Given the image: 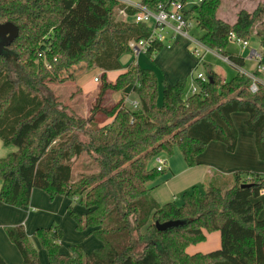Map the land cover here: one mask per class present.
<instances>
[{
    "label": "trees",
    "instance_id": "obj_1",
    "mask_svg": "<svg viewBox=\"0 0 264 264\" xmlns=\"http://www.w3.org/2000/svg\"><path fill=\"white\" fill-rule=\"evenodd\" d=\"M169 1L142 4L154 11ZM190 1L196 4L187 16L204 32L200 41L238 67L245 59L227 50L231 34L249 42L257 32L264 47V5L240 11L232 25L218 18L223 0H182ZM124 8L118 0H0V24L19 28L13 43L0 47V140L17 148L0 158V201L26 207L40 189L86 208L85 214L71 213L76 228L93 229L102 248L86 254L74 244L62 254L63 230L38 229L46 264H264V218L259 219L264 205L255 201L264 196V174L238 171L222 187L213 182L204 192L195 187L183 194L182 205L161 206L150 187L163 175L150 163L173 155L175 148L189 167L211 142L234 152L235 113L249 115L245 124L264 162V86L252 93V80L242 72L225 81L205 65L207 80L196 79L197 93L186 95V80L165 82L158 104L156 73L121 62L132 41L150 36L147 25L134 21L136 9L126 8L127 17L117 18ZM162 49L158 43L148 54ZM81 63V72L102 71L100 98L88 118L60 105L47 86L76 81L80 73L71 71ZM120 70L116 82L108 80V72ZM116 92L122 98L109 106L106 100ZM132 94L138 109L126 105ZM75 165L82 170L78 178ZM173 220L185 224L167 231L156 227ZM6 232L24 264H42L24 226ZM206 232H220V249L189 254L187 248L205 241ZM0 264L8 263L0 256Z\"/></svg>",
    "mask_w": 264,
    "mask_h": 264
},
{
    "label": "crops",
    "instance_id": "obj_2",
    "mask_svg": "<svg viewBox=\"0 0 264 264\" xmlns=\"http://www.w3.org/2000/svg\"><path fill=\"white\" fill-rule=\"evenodd\" d=\"M125 1L136 3L139 0ZM225 2L227 3L228 11L225 12L223 21L232 25L237 21L238 13L240 11L244 10L252 13L259 6L264 5V0H223V3ZM198 38H201V36ZM251 41H257L256 43L261 45V39L258 36L257 32H255L253 38L249 41L247 47H244L240 44L239 45L246 49H251V51L256 50L258 54L261 55L262 62L264 63L263 50L261 46L259 48L256 43L255 46L251 43ZM178 43H180L178 37H176L173 41L171 39L170 47L163 45V49L160 51V53H158V56L156 58L161 68H164L166 73L169 72L168 68L170 69L171 73L169 75V83L173 82V84L179 80H184L189 73V70L192 68L193 63L195 64L191 54H188L184 50L183 46H177ZM220 56L224 58L222 55ZM239 56L243 57V55ZM171 58L172 60H175V63H172L171 67H169L168 65H166V62L171 60ZM243 58L245 59L246 65L247 59L245 57ZM123 66L126 67L128 65L123 64ZM234 68L240 71L239 68ZM251 71L255 74L259 72L260 75L257 76L264 79V73H261L258 70V62L255 68ZM119 72L122 73L124 72V70H120ZM110 99L113 100V94L110 95ZM118 101H120V99L113 102L117 103ZM134 102H138V99ZM248 118L249 115L244 120V123H246ZM253 136L255 141V135L253 134ZM250 137L251 136H249L248 140L245 143L241 142V139H239L237 148L234 152H229L226 145L221 142H211L205 152H203L198 157V164L194 167H189L187 165L182 153L178 148H175V151L171 156L162 154L161 156L166 159L167 164L163 170L162 177L150 186L152 189V195L162 206L167 203L173 202V200L176 199L177 195L192 191L195 187H198L200 189V187L204 185L207 188L208 183L212 182L221 186L225 184L226 181H232L231 175H229V173L241 168H245V166H247V161H252L253 164L256 163V161L254 160L256 159V157H258L256 143L254 144V141H252V137L251 139ZM156 166L157 163L154 159L150 163V167L152 168ZM58 205L61 206L60 210L57 209ZM71 207V202L69 200L60 199V196L52 199L47 193L40 189H35L33 191L30 205L26 207L17 208L6 205L0 201V256L8 264H24L21 253L19 252L17 247L10 241L6 232L7 228L19 225L24 226L32 242V238L38 240L41 248L42 246L40 244V241L35 235L36 231L38 229H47L53 225H56L60 227L64 233L63 239L60 242V252L62 254H68L70 246L74 244L81 245L86 254H91L94 250L101 249L103 243L95 235L92 234L93 229L88 228L77 232V225L75 223L72 224L71 222H68L70 216L69 209ZM86 211L87 210L85 208L84 212H82L81 214H85ZM64 225H68L69 229H66ZM74 229L76 232L74 231ZM33 244L35 245L34 242ZM203 245L205 246H196L195 248H193V252L190 251L189 246L187 248V252L191 255L197 253L206 254L220 249V232H206V240ZM35 247L37 248L36 245ZM42 250L45 251L43 248ZM38 253L41 263L46 264L48 262L47 252L45 251L47 257L46 262L42 261L43 259L39 250Z\"/></svg>",
    "mask_w": 264,
    "mask_h": 264
},
{
    "label": "rangeland",
    "instance_id": "obj_3",
    "mask_svg": "<svg viewBox=\"0 0 264 264\" xmlns=\"http://www.w3.org/2000/svg\"><path fill=\"white\" fill-rule=\"evenodd\" d=\"M227 3H223L220 11L218 13V18L221 20H224V14L225 12H227ZM117 18H123L120 17L117 11ZM191 33L196 37H200L204 34V32L202 30H200L197 26H195L192 30ZM178 40H180V43L177 44V46L181 47L183 46L184 50L189 54H191V56L193 57V60L195 62V64L193 63L192 68L189 70V73L187 74L186 78L184 80H186L187 86H186V95L189 96L190 95V90L192 87V84L195 83L196 84V77L198 74L202 73L206 76L207 74V70L205 65H212V68L217 71L220 76L222 77L223 80L225 81H229L232 80L238 73L239 71L237 69H235L232 65H230L229 63H227L220 55L215 54L212 51L207 52L204 55V62L205 63H200L198 62L197 58L194 56V54L192 53L191 49L193 48V46L190 44L189 41L183 39L182 37H178ZM257 41H251V43L253 45H255ZM257 44V43H256ZM260 48L261 45L257 44ZM256 46V45H255ZM263 50V58H264V47H262ZM228 51L231 53H234L236 55H243V57H245L247 59V63L244 67H241L242 71L245 72H250L253 73L251 70H253L257 64V62L251 58V49H246L242 46H240L239 44L235 43V42H230L229 46H228ZM158 53L160 52H154L151 54H148L146 52H142L139 55H135L133 52H129L127 54H125L121 61L123 62L124 65H129L131 63H134L144 69H151L153 70L157 77H158V83H159V97H158V104L162 103L163 100V88H164V83L168 82L169 83V78H170V69L168 68V73L165 72L164 68H161L160 64L158 63V60L156 59L158 56ZM45 61V67L47 69H50L51 67H49V62L47 60V58H44ZM175 63V60H169L166 62V65H168L169 67H171V64ZM84 63H81L80 65H75L74 69H72L71 72H79L80 75L78 77V79L76 81H68L66 83H48L47 86L49 88V90H51L54 94L55 97H57V99L60 102V105L62 106H66L68 109H70L71 111H74L75 113H77L80 116H84L85 118H88L90 116V111L92 110V105H94L97 100L100 98V88L101 85L103 83V79H102V71L98 68H92L86 71H82L81 72V68H83ZM121 75V72L119 71H114V72H109L107 73V78L109 81L112 82H116V80L118 79V77ZM168 77V78H167ZM95 78H99L101 79V81H99L98 83L95 82ZM170 84H173V82H170ZM175 84V83H174ZM197 85V84H196ZM45 91V90H44ZM43 93V92H42ZM135 94H132L131 96H129V99L126 100V105L130 108H133V103L135 100L137 101L138 97ZM122 98V94L120 92H116L113 93V100H106L107 104H112L113 101L116 100H121ZM132 103V104H131ZM248 115L245 113H235L233 115V122L234 125L238 131V136L239 139H241V142L245 143L249 136L252 137V141H254V136L253 134H251L248 130L247 127L244 123V120L246 119ZM250 137V139H251ZM239 141V140H238ZM255 144V141H254ZM17 150V148L15 146H9L6 147L3 145L2 141L0 140V158H4L7 155H9L10 153H13ZM256 161V163L253 164L252 161H247L245 168H241L238 170H235L231 173H229V175H232L235 172L238 171H242V172H255V173H260V174H264V162L261 161L258 157H256V159H254ZM81 168H78L77 165L74 166V174L75 177L78 178V174L81 173ZM222 187V186H221ZM200 190L202 192H204L206 190V187L203 185L200 187ZM60 199H66L69 200L71 202V206L74 208H70V216L68 219V222H71L72 224H76L75 220L73 219L71 213L72 212H76L78 214H81L82 212H84L85 207L78 205L75 203V200L70 199L68 197H63L60 196ZM255 199H253L254 201ZM255 201H261L263 202L264 205V196H261L258 200ZM173 202L177 203L178 205H181L183 203V194L177 195L176 199L173 200ZM61 206H57V209L60 210ZM65 209V207H64ZM264 218V209L261 212L259 219H263ZM55 223V222H54ZM77 225V224H76ZM56 226V225H55ZM64 227H66V229H69L68 225H64ZM75 231V229H74ZM77 232H80L82 230H77ZM75 231V232H76ZM33 242L35 243V245L37 246V249L40 251L41 256H42V261L46 262V253L45 251L42 250V248L40 247L38 240L37 239H33ZM203 243H205V241L197 243V244H192L190 245V251L193 252V248H195L196 246H205L203 245ZM61 245V243H60ZM70 250V249H69Z\"/></svg>",
    "mask_w": 264,
    "mask_h": 264
},
{
    "label": "built area",
    "instance_id": "obj_4",
    "mask_svg": "<svg viewBox=\"0 0 264 264\" xmlns=\"http://www.w3.org/2000/svg\"><path fill=\"white\" fill-rule=\"evenodd\" d=\"M123 3L126 8H134L137 10V14L134 16V21L136 23L147 25L150 29V36L147 39L140 41H132L129 44L131 52L135 55H139L142 52L148 53L152 48L155 49V45L162 43L164 46L170 47V40L172 41L176 37H182L183 39L190 42L193 46L191 49L194 56L197 58L199 64L204 62V55L212 51L215 54L220 55L218 52L208 48L201 41L200 38H196L191 30L197 26V22L193 18H189L188 12L196 4L194 1L182 2V0H170L166 4H160L157 10H151L147 6L142 4V0L136 3L128 2L125 0H118ZM126 8L118 9V14L120 17L126 18ZM230 40L236 42L244 47L248 46L247 41L241 40L235 34H231ZM251 58L258 62V70L264 73V63L262 62V57L256 50L251 51ZM230 65L239 68L240 72L251 78L252 83L250 86V91L252 93H257L260 86H264V79L257 76L255 73L242 71L235 63L230 61L228 58H223ZM196 79L206 81L207 77L200 73L197 75ZM195 79V80H196ZM99 78H95V82H99ZM198 92L197 85L192 84L190 95ZM133 108L138 109L139 102H132ZM157 163V170L163 171L167 161L161 155L155 158Z\"/></svg>",
    "mask_w": 264,
    "mask_h": 264
},
{
    "label": "water",
    "instance_id": "obj_5",
    "mask_svg": "<svg viewBox=\"0 0 264 264\" xmlns=\"http://www.w3.org/2000/svg\"><path fill=\"white\" fill-rule=\"evenodd\" d=\"M19 37V28L11 23V22H6L3 24H0V47L1 48H6L9 47L15 39ZM249 185H243V187H248ZM185 223L181 220H173V221H168L165 223H156V227L160 231H167L171 228L179 227L184 225Z\"/></svg>",
    "mask_w": 264,
    "mask_h": 264
}]
</instances>
